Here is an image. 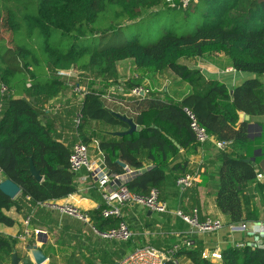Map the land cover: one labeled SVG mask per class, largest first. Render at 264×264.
<instances>
[{"label":"trees","instance_id":"1","mask_svg":"<svg viewBox=\"0 0 264 264\" xmlns=\"http://www.w3.org/2000/svg\"><path fill=\"white\" fill-rule=\"evenodd\" d=\"M126 38L125 44L113 46ZM214 52L225 55L222 64L256 76L230 92L223 81L208 79L183 62ZM128 59L146 69V75L171 71L190 90L182 99L165 91L163 96L151 92L128 98L109 94L130 107L127 115L138 125L134 133L121 136L115 131L129 124L103 96L111 86L145 81L143 77L131 84L120 78L119 63ZM72 70L82 81L72 84V77L64 74ZM70 90V98L58 101ZM187 107L210 134L231 141L222 152L217 195L229 225L259 221L249 184L261 168L249 155L252 123L241 122L239 111L264 115V0H200L186 6L182 0H0V182L11 179L21 188L15 198L0 190V223L15 224L7 213L13 207L28 216L39 203L73 193L72 148L93 139L111 172H126L117 160L136 170L127 182L131 190L148 194L156 187L165 200L168 171L193 173L187 154L198 143ZM89 121L117 129L87 135ZM182 150L185 158L171 166ZM31 161L42 181L32 175ZM190 188L182 187L183 196ZM89 212L101 230L119 223L104 217L102 207ZM15 246V238L0 233V262L6 263ZM204 250L195 240L176 256L186 255L194 264H264V248L249 243L223 248L219 260L204 258ZM164 264L176 263L169 259Z\"/></svg>","mask_w":264,"mask_h":264},{"label":"crops","instance_id":"2","mask_svg":"<svg viewBox=\"0 0 264 264\" xmlns=\"http://www.w3.org/2000/svg\"><path fill=\"white\" fill-rule=\"evenodd\" d=\"M224 59L223 53L214 52L193 61H186V63L191 67H198L208 79L223 81L227 84L230 92L246 79L256 76L250 72L236 70L230 64H222ZM163 73H157L154 78L157 77L158 80L159 74ZM169 73L174 75L171 71ZM145 81L150 82L149 78H146ZM155 83L160 84L156 80ZM150 89L152 90V88ZM189 90V85L174 75V81H169L163 87L154 89L153 92H159L163 96L162 92L165 91L174 99H182ZM70 97L69 91H66L58 101ZM249 120L253 126V150L250 149L249 154L253 160H249L254 161L257 166L259 165L261 173L264 175V115H250ZM105 127L107 131H114L109 125H105ZM94 131H96L95 128L93 130L85 128L87 135L95 133ZM117 131L123 130L119 128ZM89 146L91 160L102 158L101 149L96 139H93ZM229 148L230 145L225 151H228ZM222 152L216 146V136L203 145L198 144L189 151L187 154L189 159L188 170L193 172L196 177L194 185L189 189L192 192H189L188 196H183L184 189L176 182V178L183 173L168 171L169 177L165 190L167 211H152L135 203L123 206L122 217L133 233V238L129 241L104 240L93 231L88 223L58 210H53L42 203L36 205L31 212V226L46 230V233L26 238L24 236L26 216L23 212L17 211L15 207L7 211L15 219V224L9 226L0 223V233L16 239L15 249L21 258L20 264H24L25 259H29L31 264H37L35 255L38 251H42L46 256V260L41 264H116L137 247L152 245L164 248L188 237L202 242L205 246L204 251H221L230 245L250 244L256 240V235L250 234L247 230L230 228L229 217L221 211L217 204L220 187L219 172L223 163ZM185 156L182 150L171 160L170 165L182 161ZM124 169L125 171H133L129 166ZM134 171L136 172V170ZM263 185L264 178L262 180L256 179L249 184L250 193L253 194L251 207L256 209L261 216L259 221H252V227L261 223L264 224ZM72 186L75 189L73 193L52 201L72 203L88 212L101 207L102 195L92 180L87 177L86 170L74 173ZM194 188L198 191L196 194ZM195 207L199 209L201 218L208 216L218 218L225 222V226L218 231L201 232L178 215L179 210L185 209L191 213ZM44 239L46 242L42 241ZM33 245H37L38 250H30L29 246ZM178 261V264H194L186 255L179 256ZM0 264H12V254L6 263L0 262Z\"/></svg>","mask_w":264,"mask_h":264},{"label":"built area","instance_id":"3","mask_svg":"<svg viewBox=\"0 0 264 264\" xmlns=\"http://www.w3.org/2000/svg\"><path fill=\"white\" fill-rule=\"evenodd\" d=\"M172 1V0H169ZM200 0H182L183 5L186 6L190 2H198ZM174 5V3H173ZM70 71L64 72L68 74ZM119 89L123 88V85L117 86ZM7 87L2 86V92H7ZM151 93V89L144 85L133 86L130 91V96L145 97ZM103 96V99L108 105L110 103H116L121 105L128 111L130 107L125 105L123 101L116 97L109 95ZM111 106V105H110ZM127 111V112H128ZM185 111L190 119V126L195 133L196 141L198 144L203 145L212 138L214 135L210 134L207 129L199 122L197 114L191 108H185ZM82 119V115H78L76 122L79 124ZM98 144L99 141L97 140ZM231 144V141H224L216 138V146L219 150L225 151ZM101 152L99 159L90 158V146L82 142H77L70 155V167L74 173L80 172L81 170L87 171V177L90 178L94 186L99 190L102 195L103 203L102 215L106 218H117L119 223L117 226L111 227L107 230L99 229L93 222L90 212L83 210L81 207L72 203H58L55 201H46L42 204L48 205L53 210H58L61 213L67 214L78 220L88 223L91 225L93 231L104 240H119L129 241L133 238V233L122 217V208L129 204H138L144 206L152 211L164 212L168 209V204L161 198V191L153 187L148 194H140L134 192L128 187V180L134 170L126 171L124 173L111 172L105 164L104 157ZM196 175L194 173H186L178 177L177 184L183 188L192 187L195 182ZM264 175L259 172L257 175L258 180H262ZM186 222L197 228L201 232H213L222 229L225 226V222L218 218L205 217L201 219L199 209L194 208L192 213L187 214L182 210L178 211ZM252 222L242 223L238 225H230L233 230H247L250 234L256 235V240L251 242L250 245L264 248V224L254 225ZM24 236L30 237L34 235H42L46 233V230L40 228H32L31 226V214L26 216L24 220ZM250 229V230H248ZM195 244L194 238H184L178 242L172 244V246L158 248L152 245L140 246L135 248L133 251L125 255L118 261V264H164L166 260L172 259L176 264L179 263L177 252L184 246H192ZM204 258H211L212 260H219L222 258L221 251H204Z\"/></svg>","mask_w":264,"mask_h":264},{"label":"rangeland","instance_id":"4","mask_svg":"<svg viewBox=\"0 0 264 264\" xmlns=\"http://www.w3.org/2000/svg\"><path fill=\"white\" fill-rule=\"evenodd\" d=\"M151 16L152 15H148L147 16V20L150 19ZM5 36L8 37V34H6ZM128 40H127V38L124 40V42H121L122 40H119V41L118 40H115L114 43L116 45H113V46H121V45L125 44ZM183 62L186 63V60H183ZM145 70L146 69L138 66L136 64V62L134 61V59H128V60H125V61H122V62L119 63L120 78L122 80L127 81V82L130 81L131 84H134V80H138V79L140 80V78L143 79V77H145V79L146 78H149L150 82H146V81L144 82L143 81V83L138 84V85H144V86H147L148 85V87L152 88L151 92H153L154 89L163 87L169 81H171V82L174 81V75H172L169 72H165L163 74H159L160 78L157 80L156 79L157 77L154 78V75L153 74H147L146 75V72L147 71H145ZM71 74H73V75L71 76ZM67 75L70 76V77H72V84L75 83V82H77V81H79V80L82 81V77L80 76V73H78L77 71L72 70ZM155 80H156V82H160V84L157 85L158 83H155ZM153 82H154V84H153ZM133 86L134 85H132L130 87H128V86L127 87H124L123 86L122 89H119L117 86H111L110 87V90H109V93H111V94H113L115 96L121 95V96H124L125 98H128L130 96L129 95V91H130V89ZM69 96H72L71 90L69 91ZM110 105L117 112H120L122 114L127 115V111L128 110L125 109L124 107H122L121 105H118V104L112 103V102L110 103ZM86 128L88 130H93V128H95L96 131H94V132L97 133V134L99 133L102 136H104L106 134V132H107V129L105 127V124L104 123H99V122H96V121H89L87 123V125H86ZM112 129L113 130H116L117 128L112 127ZM94 145L96 146L95 143H94Z\"/></svg>","mask_w":264,"mask_h":264},{"label":"water","instance_id":"5","mask_svg":"<svg viewBox=\"0 0 264 264\" xmlns=\"http://www.w3.org/2000/svg\"><path fill=\"white\" fill-rule=\"evenodd\" d=\"M116 115L118 117H120L122 120L126 121L129 124V128L123 131H117L116 134L118 135H126V134H132L134 133L136 130H138V125L137 123L134 121V119L128 115L122 114L120 112H116ZM250 119V115L245 113L244 111H239V120L241 122L249 120ZM246 161H250L249 159H245ZM117 162L123 167V168H128V165L121 161V160H117ZM253 165H256V163L254 161H252ZM30 170L32 175L39 181H42L44 176L40 173L39 170L36 169L33 161H31V165H30ZM135 173V172H134ZM0 190H2L5 194H7L8 196H10L11 198H15L20 192H21V188L20 186L15 183L14 181H12L11 179H4L0 182ZM254 225V224H253ZM44 242H46V240H42ZM30 250H38V246L37 245H33V246H29ZM46 260V256L42 253V251H38L35 255V261L37 264H41L42 262H44ZM21 258L18 255V252L16 249H14L13 254H12V264H20ZM24 264H31V261L29 259H25ZM118 264V263H116Z\"/></svg>","mask_w":264,"mask_h":264}]
</instances>
